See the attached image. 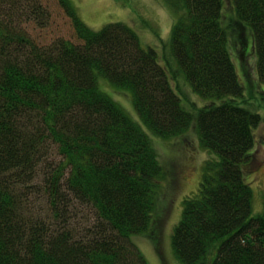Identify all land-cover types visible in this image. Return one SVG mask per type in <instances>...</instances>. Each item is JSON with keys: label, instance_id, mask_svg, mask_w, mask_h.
Instances as JSON below:
<instances>
[{"label": "trees", "instance_id": "16d2710c", "mask_svg": "<svg viewBox=\"0 0 264 264\" xmlns=\"http://www.w3.org/2000/svg\"><path fill=\"white\" fill-rule=\"evenodd\" d=\"M164 1L174 17L160 58L126 23L90 28L69 0L59 3L81 42L39 43L27 26L48 22L42 1L0 0V264H147L131 236L157 242L171 175L152 136L190 129L211 156L183 198L176 258L264 264V206L252 214L244 174L262 116L243 104L231 52L241 28L264 84V0H229L230 12L226 0ZM99 77L130 95L137 120ZM180 78L203 103L182 105Z\"/></svg>", "mask_w": 264, "mask_h": 264}, {"label": "rangeland", "instance_id": "374dc122", "mask_svg": "<svg viewBox=\"0 0 264 264\" xmlns=\"http://www.w3.org/2000/svg\"><path fill=\"white\" fill-rule=\"evenodd\" d=\"M49 11L48 22L42 27L27 26V31L39 43H48L53 38L63 37L73 42H81L75 35L70 17L59 0H41ZM80 19L90 28L99 29L107 22H123L133 27L143 47H154L161 58L162 44L169 36L173 22L172 9L164 0H69ZM225 12L232 7L229 0L224 4ZM237 43L232 47V57L240 80L245 87L243 104L260 112L262 119L254 128V145L249 161L244 165V174L251 188L252 214L260 213L264 206V84L257 77L256 61L250 37L238 28ZM248 40V41H247ZM247 44L246 53L243 46ZM99 88L108 94L134 119H138L130 95L109 85L99 77ZM182 94L181 103L185 108L194 100L203 103L193 95L187 82L182 78L176 82ZM102 87L105 89H103ZM108 92H107V91ZM110 92V93H109ZM153 145L161 163L171 175L164 183L163 195L157 203L156 215L159 223L153 227L155 240L147 234H134L132 241L142 252L147 264H181L171 246V234L182 213L183 198L198 187L202 163L211 154L197 144L193 129L176 138L162 139L152 136ZM155 245V246H154ZM156 247V249H155Z\"/></svg>", "mask_w": 264, "mask_h": 264}, {"label": "bare ground", "instance_id": "6f19581e", "mask_svg": "<svg viewBox=\"0 0 264 264\" xmlns=\"http://www.w3.org/2000/svg\"><path fill=\"white\" fill-rule=\"evenodd\" d=\"M157 138H159V137H157Z\"/></svg>", "mask_w": 264, "mask_h": 264}]
</instances>
